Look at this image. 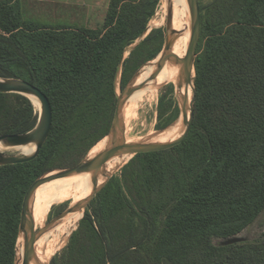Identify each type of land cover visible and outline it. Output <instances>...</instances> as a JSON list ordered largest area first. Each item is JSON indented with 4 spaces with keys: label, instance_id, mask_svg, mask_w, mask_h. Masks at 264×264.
I'll return each mask as SVG.
<instances>
[{
    "label": "trees",
    "instance_id": "trees-1",
    "mask_svg": "<svg viewBox=\"0 0 264 264\" xmlns=\"http://www.w3.org/2000/svg\"><path fill=\"white\" fill-rule=\"evenodd\" d=\"M159 1L109 0L101 26L89 28L28 19L22 0H0V77L36 85L52 108L37 156L0 165V264H14L28 187L94 152L112 122L118 76L123 90L162 49L164 29L147 33ZM198 2L186 138L133 155L86 206L65 246L49 253L50 264H264V225L236 240L264 217V0ZM172 93L171 85L161 89L158 130L179 115ZM38 114L27 97L0 92V134L29 131Z\"/></svg>",
    "mask_w": 264,
    "mask_h": 264
},
{
    "label": "water",
    "instance_id": "water-1",
    "mask_svg": "<svg viewBox=\"0 0 264 264\" xmlns=\"http://www.w3.org/2000/svg\"><path fill=\"white\" fill-rule=\"evenodd\" d=\"M185 1L190 17V34L184 56L180 57L172 52L173 42L181 33V31L172 28V9L170 7L168 8L166 17L165 29L167 34L165 36L163 47L160 52L152 59H156V61L153 63L154 70H152L150 75L143 82L136 84L135 81L131 82L130 80L123 90H121V92L117 95L112 122L108 134L104 137L106 138L104 148L91 156L89 155V151V153L84 158H82L73 166L53 169L44 173L43 175L37 177L28 187L21 204L18 237L15 248L16 258L19 248L18 239L21 236L23 240V256L21 260H19L17 256L15 264H32V262L37 263L35 244L39 236L43 232L51 229L54 225L62 221L70 214H75L79 211H83L84 213L86 206L111 177L110 173L106 171V164L109 160L114 157L124 156H130L131 158L137 153L168 149L181 143L186 138L194 116V100L196 92L194 59L196 56V48L200 36L201 19L198 0ZM167 61H171L174 64L179 65V74L176 86L178 88L184 86L187 90L188 86L191 85L192 88L191 98L188 97L187 93H176L178 99L179 115L171 124L176 122L174 126L179 125L180 131L175 138H170L164 141L132 140L128 142L124 133V122L122 117L125 103L136 90L141 89L147 81L154 79ZM137 71L133 75L135 77L134 80L138 76L136 75L138 74ZM0 92L21 94L27 97L34 105L31 99L32 96L35 97L40 104V108L38 109V119L32 129L24 133L0 134L1 148L7 149L14 147L18 148L27 145L33 146V150L30 153L6 154L0 151V165L30 161L37 156L39 149L42 147L49 135L52 125V108L50 102L47 96L36 85L21 78L0 77ZM165 129H162L161 131ZM83 173L90 174V180L92 184L90 193L84 198L69 205L63 211L47 221L42 227L36 230L31 212V203L37 188L54 180L69 178ZM100 176H102L104 179L102 182L98 183ZM232 241H235V239L229 240V243Z\"/></svg>",
    "mask_w": 264,
    "mask_h": 264
},
{
    "label": "rangeland",
    "instance_id": "rangeland-1",
    "mask_svg": "<svg viewBox=\"0 0 264 264\" xmlns=\"http://www.w3.org/2000/svg\"><path fill=\"white\" fill-rule=\"evenodd\" d=\"M22 1L24 3V0ZM108 1L109 0H27V2L23 4V13H24V16L28 19H33L35 21L44 22L50 25L73 24L77 26H86L87 25L86 17H87L88 11L91 10V16L93 17V13H98L107 7ZM199 1H201V3H205L209 0H199ZM169 5H170L169 0L159 1L155 14L152 16V18L150 19L148 23L147 33L153 28L162 27L164 29V34L166 36L167 32H166L165 27H166V17H167L168 8H170ZM184 10H185L184 15L182 16V19L180 20V26L176 30L188 31V36H189L190 17H189V11H188L187 5H186V9ZM179 13H180V9H179ZM99 17L100 16H98V19H96L95 21L99 22L100 21ZM97 22H95V24H92V25H97L96 24ZM172 28H173V14H172ZM127 54L128 52H126L125 55ZM155 60L156 59L152 61L149 60V61L150 63H152ZM149 61L141 65V67L137 71L138 74L146 65L150 64ZM164 71L167 72V77L164 82H161L158 85L144 86L146 87L145 90H151L150 92L151 94H153L151 98L150 97L147 98L146 99L147 101L145 99L139 101L136 104V106L137 105L138 106L137 107L135 106L132 112L131 113L129 112L130 114L128 116L125 112H123L122 117H123V122H124L125 137L126 136L129 137L133 141H147V140L155 139L156 137L158 138L164 137L163 139H165V137L168 135V131L172 129V127H174L176 122L168 126L163 131L156 129L155 127L157 123V102H158V97L160 95L161 89L164 86L171 85V87H173L172 97L174 98L177 104H178V99H177L176 93L177 94H181L183 92L186 93L184 86H182L181 88H178L176 86L178 74H179V65L174 64L171 61L166 62L158 74ZM134 78L135 77L132 76V78L130 79L131 82L133 81L136 82ZM116 91L118 94L121 92L120 86H119V76L116 82ZM131 102L132 101L128 103V106L130 107V111H131ZM168 139L169 137L167 136V139L165 140H168ZM105 141H106V138L95 148L94 152L91 155L95 154L96 152L104 148ZM2 152L6 154L22 153L21 148H17V147L3 149ZM129 159H130V156H124V160L122 161V163L119 164L117 168L113 169L110 172L111 177L112 176L119 177L122 166ZM99 178L101 179V182L104 179L102 176H100ZM63 179H66V178H63ZM48 189L50 192H53V194L51 195L49 201L47 202V204L45 205V207L43 208L42 212L40 213L39 217L36 220L35 224H36L37 230L40 227H42L47 221L53 218L55 215H57L58 213L63 211L65 208H67L69 205L78 201L80 197V193L76 192L74 189L70 190L71 193L67 191H62L61 188H57L54 186H49ZM77 214H80V217L76 219L75 217ZM82 214H83V211L76 212L75 214H70L69 216L64 218L62 221L54 225L51 229L43 232L39 236L38 249L40 253L45 254L50 248L49 246H51L52 244H57L55 248L56 249L59 248V249L56 251V253L59 252L65 246L70 233L72 232V230L75 229L76 224L78 220L81 218ZM73 218H75V221H72L71 225L67 226V224H69V221L72 220ZM263 225H264V217L260 216L251 225H249L239 235V238H237L236 240L239 241V240L251 239L257 236L261 232V228L263 227ZM17 256L22 257L23 251ZM15 260H14V264H15ZM39 262L40 260L39 258H37V263L35 262V264H39ZM40 264H50L48 257L45 258V260Z\"/></svg>",
    "mask_w": 264,
    "mask_h": 264
},
{
    "label": "bare ground",
    "instance_id": "bare-ground-1",
    "mask_svg": "<svg viewBox=\"0 0 264 264\" xmlns=\"http://www.w3.org/2000/svg\"><path fill=\"white\" fill-rule=\"evenodd\" d=\"M169 4H170L169 6L172 8L173 28L177 29L180 26V20L182 19V16L184 15V11H185L184 9H186V1L185 0H169ZM179 9H180V13H179ZM188 37H189L188 31L182 30L180 35H178L173 42L172 52L175 53L176 55L180 56V57L184 56L186 48H187V44H188ZM155 61L146 65L139 72L138 76L135 79L136 84L146 80V78L150 75L151 70H154L153 63ZM167 62H169V61H167ZM166 77H167V72L164 71V72L158 74L154 79L147 81L144 86L158 85L161 82H164ZM145 88L146 87L136 90L128 98V100L124 106V109H123V112H125L127 114V116L132 112V110L135 108L136 104L139 101L144 100V99L146 100L149 97L151 98V96L153 95L150 92L151 90H145ZM185 90H186V88H185ZM186 93L188 94V97L191 98V94H192L191 85L188 86ZM31 99H32L35 107L37 109H39L40 104H39L38 100L32 96H31ZM130 101H132L131 102V111H130V107L128 106V103ZM127 119H128V117H127ZM179 131H180L179 125H176V126L172 127L171 131L168 133L167 136L169 137V139L175 138L177 136V134L179 133ZM167 136L165 137V139H167ZM163 138L164 137H161L158 139H152V140L164 141L165 139H163ZM126 139L128 142L132 141L127 136H126ZM105 143H106V141L104 142V145H105ZM18 148H21L22 153H30L33 150L32 145H27V146L18 147ZM3 149L4 148L0 147V151H2ZM123 160H124V157L112 158L106 164V171L110 173L113 169L117 168L119 166V164L122 163ZM100 182H101V179L99 178L98 183H100ZM91 185L92 184H91V180H90V174L83 173V174L75 175V176H72V177H69L66 179H58V180L48 182V183H45V184L39 186L37 188L38 191L36 190V192L33 196V199H32V203H31V212H32V216L34 219V223H36L37 218L39 217L43 208L45 207V205L49 201L51 195L53 194V192L49 191V189H48L49 186L61 188L62 191H67L70 193H71L70 190L74 189L76 192L80 193V197H79V200H80L90 193ZM36 193H37V195H36ZM35 229L37 230L36 224H35ZM22 241H23L22 237H20V245L18 248V255L23 251ZM56 245L57 244H52L51 246H49L50 248L48 249V251L45 254H41L39 249H38V246H39V238H38V240L36 241V244H35V250H36V257L39 258V260H40L39 264L42 263L45 260V258H47L49 256V253L52 250L56 249L55 248ZM18 259L21 260L22 257H18ZM32 264H35V262H32Z\"/></svg>",
    "mask_w": 264,
    "mask_h": 264
},
{
    "label": "crops",
    "instance_id": "crops-1",
    "mask_svg": "<svg viewBox=\"0 0 264 264\" xmlns=\"http://www.w3.org/2000/svg\"><path fill=\"white\" fill-rule=\"evenodd\" d=\"M26 2H27V0H24V3H26ZM106 8L103 9L102 11L98 12V13H93V17L91 16V10H89L88 14H87V17H86V19H87V23H86L87 25L86 26H77V25H73V24H68V25H72V26H76V27H89V28L100 27L102 22H103L104 16H105ZM98 16H100L99 17V20H100L99 22L95 21L96 19H98ZM38 22H40V21H38ZM95 22H97L96 23L97 25H92V24H95ZM42 23H44V22H42Z\"/></svg>",
    "mask_w": 264,
    "mask_h": 264
}]
</instances>
